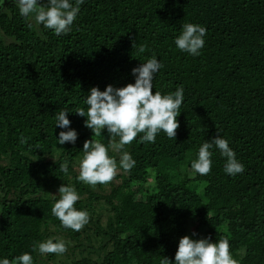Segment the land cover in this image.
<instances>
[{
  "label": "trees",
  "instance_id": "trees-1",
  "mask_svg": "<svg viewBox=\"0 0 264 264\" xmlns=\"http://www.w3.org/2000/svg\"><path fill=\"white\" fill-rule=\"evenodd\" d=\"M189 22L207 29L199 56L174 43ZM0 32V257L31 252L39 264L33 245L52 226L71 241L82 239L81 229L63 227L52 214L55 198L39 193L43 176L63 178L62 161L82 159L86 140L108 145L107 130L94 136L86 117L74 111H86L92 87L134 83L132 69L155 54L164 66L153 94L184 88L179 127L175 139L161 131L155 143H139L138 134L124 145L136 161L127 169L126 190L93 193L116 219L112 250L101 264L174 261L184 236L213 243L226 237L240 264H264V0H84L71 31L61 36L34 22L29 28L17 6L7 3ZM65 106L73 111L68 119L78 138L59 145V132L67 129L55 128L54 116ZM217 135L229 141L244 171L227 175L225 158L213 148L208 174H182L199 146ZM150 171L153 193L146 192ZM74 206L85 208L82 200ZM73 264L98 262L81 258Z\"/></svg>",
  "mask_w": 264,
  "mask_h": 264
},
{
  "label": "clouds",
  "instance_id": "clouds-1",
  "mask_svg": "<svg viewBox=\"0 0 264 264\" xmlns=\"http://www.w3.org/2000/svg\"><path fill=\"white\" fill-rule=\"evenodd\" d=\"M84 0H14L19 15L25 19L31 28L33 22L52 30L56 36L67 35L76 20L80 6ZM5 0H0V11L4 10ZM206 27L184 23L180 27V34L175 37L174 43L181 51L191 56H199L205 45ZM138 53H144L143 45H136ZM163 62L153 54L132 69L134 83L121 88L108 85L101 91L92 87L87 93L84 104L86 111L77 108L74 112L86 117L85 127L90 129L94 136H100L102 130H107L109 143L105 145L98 140H86L83 144V157L79 161L77 180L91 186L106 184L113 179L117 168L131 169L136 161L131 154L122 151L124 145L130 144L138 134L139 143H155L156 136L163 131L169 139H175L179 127L177 117L184 102V88L178 85L174 92L162 94L156 90L153 94V81L163 68ZM73 112L69 106L62 107L55 114V128L67 129L59 132L57 142L64 145L66 142L75 144L78 138L76 130L70 127L68 115ZM118 137L114 142L111 138ZM21 143H26L21 139ZM213 148L219 150L225 158L223 171L229 176H236L244 171L243 164L237 159L235 151L229 146V141L222 135H217L211 141L205 140L198 149L195 159L190 163L192 173L206 175L212 167ZM119 153L117 159L109 155V150ZM54 159V158H53ZM60 170L67 172V165H60ZM58 195H52L55 202L52 205V214L59 219L65 228L79 231L88 222V212L79 210L74 205L81 199L75 187L71 184L61 185ZM32 251L39 254H62L66 251V243L59 237H50L33 245ZM0 264H34L31 252H24L14 256L11 260L0 257ZM160 264H240L230 252V243L226 237H221L213 243L211 238L193 239L189 236L180 238L174 261L164 257Z\"/></svg>",
  "mask_w": 264,
  "mask_h": 264
},
{
  "label": "rangeland",
  "instance_id": "rangeland-1",
  "mask_svg": "<svg viewBox=\"0 0 264 264\" xmlns=\"http://www.w3.org/2000/svg\"><path fill=\"white\" fill-rule=\"evenodd\" d=\"M122 151L129 152L124 146ZM109 155L117 159V162L119 163L118 152L110 149ZM79 161L80 159L71 165L62 161V164L67 165V172H65V176L58 181H54L51 173L44 175L45 183L42 182L40 184L39 193L44 195V197L51 198L53 197L52 195H58L57 190L61 185H66V183H68L75 187L81 197L80 200H82L85 207L84 210L89 214L88 222L81 228L82 239L78 242L71 241L63 236L57 228L51 225L52 227L50 228L46 239L50 237L61 238L66 243V251L62 254L49 253L44 255L37 252L39 264H73L74 261L80 260L81 258H89L98 262V264H101L106 254L112 250L113 243L111 238L115 232L112 228L116 220L115 214L106 201L97 200L94 198L93 193H109L113 188L118 187L125 191L126 187L124 185V179L125 177H128L127 169L118 167L116 174L111 181L106 184L91 186L77 180ZM6 162H9V159L6 158ZM181 173H188L190 179L195 178V173H192L191 170L187 171L186 167L181 168ZM178 180V178H175L174 181ZM145 184L147 193L156 192L157 189L154 172H149ZM193 185L197 186L198 183H193ZM2 197H4V191L2 189V183L0 182V200Z\"/></svg>",
  "mask_w": 264,
  "mask_h": 264
},
{
  "label": "flooded vegetation",
  "instance_id": "flooded-vegetation-1",
  "mask_svg": "<svg viewBox=\"0 0 264 264\" xmlns=\"http://www.w3.org/2000/svg\"><path fill=\"white\" fill-rule=\"evenodd\" d=\"M12 2V4L14 3V1H11V0H5V4H7V3H11Z\"/></svg>",
  "mask_w": 264,
  "mask_h": 264
}]
</instances>
